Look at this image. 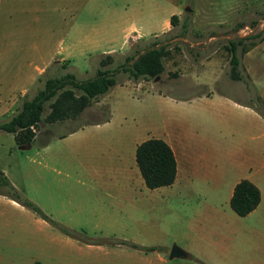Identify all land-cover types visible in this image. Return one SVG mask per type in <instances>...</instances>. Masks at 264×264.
I'll return each mask as SVG.
<instances>
[{"label": "rangeland", "instance_id": "obj_1", "mask_svg": "<svg viewBox=\"0 0 264 264\" xmlns=\"http://www.w3.org/2000/svg\"><path fill=\"white\" fill-rule=\"evenodd\" d=\"M173 15L178 17L177 25L170 26V31L164 33ZM131 24L138 25L145 38H131L130 52L138 49L144 53L161 46H167L170 52L160 77L140 80L166 97L161 105L156 99L150 101L153 106L150 102L146 104L149 114L144 116V122L153 123L157 129L166 123L171 133L185 131L197 135L196 127L202 125L201 111L196 107L183 108L178 105V99L206 93V87L198 85L196 77L213 58H219L216 63L224 73L210 88L231 94L235 101L246 103L258 116L253 119L241 110L231 115L235 131L226 135L229 136L226 148L234 152L228 161L221 157L226 178L233 182L257 169L264 174V111L261 109L264 65L259 66L255 76L251 75L255 84L252 85L258 92L255 88L249 91L242 82L230 79L227 59L230 54L225 48L228 41L259 34L262 38L254 41L257 44L264 41V0H0V52L7 49L5 51L11 52L7 55L16 58L15 62L17 58L36 56L38 52L61 50L59 43L63 39L66 46L76 45L71 61L64 59L58 66L53 63L46 77L39 76L37 82L26 89L24 96L32 98L44 87L47 77L67 73L81 81L94 77L104 51L117 53L112 68L123 63L124 56L128 55L125 53L129 42L126 31ZM241 24L245 27L234 31ZM99 27L107 28L110 34L104 46L93 52L91 45H86V38ZM122 53L125 54L120 55ZM240 57L242 60L243 55ZM241 71L243 76H248L243 65ZM118 80L123 84L129 77L121 73ZM149 93L154 94L151 90ZM24 96L19 97L15 109L0 117V121H9L20 111ZM123 99L122 96L119 100L123 102ZM49 106L47 103L30 148L23 149L14 134L0 131V171L14 188H0V237L14 243L6 246L9 253L35 255L42 245L56 251L58 255L52 260L62 263L68 246L75 239L65 235L55 224L90 238L134 244H137L135 239L143 236L146 224H157L169 234L161 233L163 238L159 237L152 247L163 252L169 249L167 264L259 263L264 246L249 243V229L242 224V218L234 217L227 193L217 198L220 199L218 206L211 213L198 206L197 201L182 202V198L173 196L147 195L134 198L136 205H113L105 188L107 182L88 176L91 165L98 169L106 161L101 145L106 141L115 143L118 139L116 123L110 129L94 127L104 123L109 106L99 98L76 119L48 124ZM79 129L86 130L75 137L70 135ZM62 136L66 139L59 140ZM17 198L21 203L28 200L35 204L47 219L22 206ZM103 247L108 249L92 251L88 264H112L119 258L124 264H132L131 254L140 251L125 245ZM174 247L190 250L194 256L189 260L170 259ZM76 259L81 261L78 254Z\"/></svg>", "mask_w": 264, "mask_h": 264}, {"label": "crops", "instance_id": "obj_2", "mask_svg": "<svg viewBox=\"0 0 264 264\" xmlns=\"http://www.w3.org/2000/svg\"><path fill=\"white\" fill-rule=\"evenodd\" d=\"M170 26L171 24L168 22L167 30L164 33L170 31ZM128 30L126 31V35L129 37V42L125 49V53L127 54L131 50V38H145L138 25L131 24ZM93 31V34L87 36L86 45H91V51L95 52L104 46L110 31L105 27L95 28ZM59 45H62L61 50L57 48L47 53L38 52L36 56L17 58L18 61L15 62L16 58H9L7 55L11 54L10 51H5L7 50L5 49L3 52H0V117L8 115L15 109L19 97L24 96L26 89L32 87L37 82L39 76L43 75V77H46L53 63L55 66H58L64 59L71 61V58L76 53V45L69 43L66 46L64 39L60 41ZM116 54L114 50L107 53L104 51L100 55V59L104 55L116 56ZM58 55L62 56L61 60H57ZM228 57L227 59L230 61L231 56L228 55ZM217 59L219 58H213L204 67L203 73L196 77L197 84L206 87V93L189 99H178V105H182L183 108L196 107L201 111L203 119L202 125L196 127L197 131L195 133L197 135L187 134L185 131L171 133L167 130L166 123L164 127L158 128L160 130L158 131L156 126H153V123L144 122V116L149 114V108L146 104L156 99L158 104L161 105L162 101L166 99L163 93L153 91L149 83L127 80L123 84L116 86L108 95L100 97L101 102L109 106L110 119L108 122L96 124L94 127L110 129L116 123L118 139L115 143L112 142L110 144L111 141H106V143L101 145L100 149L102 150V154H105L106 161L98 169L96 166L91 165V172L88 176L107 182L105 188L107 189L108 197L115 206L136 205L138 202L134 198L141 196H173L182 198V202L197 201L198 206H202L209 213L218 206L220 200L217 199L218 197L227 193L229 203H231L236 185L241 180H249L260 190L261 202L246 217H239L233 211L236 215L234 217L244 220L242 224H245L249 229L248 239L250 244L264 246V174H261L260 169H257V171L250 175L230 182L227 180L226 170H224V160L228 161L230 155L234 152V149L226 148L228 145L226 140L229 139V136L226 135H230L231 132L235 131V128L231 124V115L237 110H241L251 115L253 119H257L258 116L246 103L235 101L231 94L224 91H214L210 88V86L222 79L224 73L220 65H217ZM217 61L219 62V60ZM263 61L264 41L252 47L243 55L242 65L253 85L255 84L251 79V75L255 76L259 66L261 64L264 65ZM16 68L18 70L13 72ZM235 82H242L245 85L243 81ZM245 87L248 90L246 85ZM145 89L149 90V92L151 90L154 94H150ZM141 90L145 92L139 94ZM255 90L257 91L256 88ZM122 96L125 98L123 102L119 100ZM149 104L153 106L152 102ZM90 128L93 127H89L88 129ZM85 130L79 129L70 135L75 137ZM188 132L190 133V131ZM151 138L164 140L175 154L177 160V178L171 186L158 189L147 188L137 166V147L142 142ZM64 139H66L65 136L59 137V140ZM31 145L22 148H30ZM94 149H96L95 146ZM12 203L18 205L14 201ZM143 229V236H139L140 239L134 240L143 247H152V244H156L159 237L163 238L161 233L169 234L165 230L162 231L161 227L157 224H146ZM11 241L0 237V264H88L92 251H106L108 249L107 247L86 245L73 240L68 246L66 257L60 263L57 260H52L54 256L58 255L56 251L52 248H45L42 245L37 249L35 255L11 254L6 249V246L14 244ZM183 251L186 253V256L177 258L189 260L194 256V253L190 250L185 249ZM77 254L81 257V261L77 262ZM167 254H169V249L166 252L162 250L153 252L140 250L131 254V260L132 264H156L158 262L167 264L169 261ZM112 264H124V262L122 258H119V260ZM258 264H264V252Z\"/></svg>", "mask_w": 264, "mask_h": 264}, {"label": "trees", "instance_id": "obj_3", "mask_svg": "<svg viewBox=\"0 0 264 264\" xmlns=\"http://www.w3.org/2000/svg\"><path fill=\"white\" fill-rule=\"evenodd\" d=\"M177 22L178 17L173 15L170 20L171 26L175 27ZM244 27L241 24L234 31L239 32ZM184 28H186V25ZM257 38H262V35L259 34L251 38H238L234 41H228V45L225 46L231 56L229 62L230 79L233 81H243L249 91L253 89V85L249 76L245 77L242 74L240 54L244 55L249 49L255 47L257 43L254 40ZM169 54L167 46L153 47L144 53H141L138 49H134L124 56L123 63L113 68L112 66L116 63L115 57L112 55L102 56L95 76L87 80H78L71 73L58 77H47L44 81V87L38 89L34 97L30 98L27 95L23 97L21 109L17 114L13 115L9 121H0V131L14 134L19 146H30L37 136L47 103H50V112L46 117V123L54 124L76 119L86 109L92 107L100 97L107 95L116 86L121 84L118 80L121 73L127 74L129 80L134 82H138L143 78L157 79L160 77L165 71L164 60ZM256 98L261 102L260 97L256 96ZM262 105L261 109L264 111L263 102ZM257 110L261 113L260 109ZM109 119L110 110H108V117L104 122H108ZM136 162L145 185L149 189L171 186L177 178V160L175 154L172 148L162 139L151 138L142 142L136 150ZM0 188L14 189L2 171H0ZM15 200L22 206L33 210L44 219H47L32 202L26 200L21 203L18 198ZM260 202V190L252 182L245 179L236 185L230 205L239 217H246L259 206ZM55 225L68 237L86 245H125L145 252L157 250L153 247H143L121 240L111 241L106 238H90L82 233L63 228L58 224Z\"/></svg>", "mask_w": 264, "mask_h": 264}, {"label": "water", "instance_id": "obj_4", "mask_svg": "<svg viewBox=\"0 0 264 264\" xmlns=\"http://www.w3.org/2000/svg\"><path fill=\"white\" fill-rule=\"evenodd\" d=\"M185 256H186V253L178 247H174L170 253V259L177 258V257H185Z\"/></svg>", "mask_w": 264, "mask_h": 264}]
</instances>
